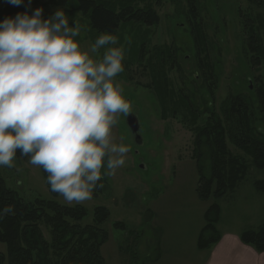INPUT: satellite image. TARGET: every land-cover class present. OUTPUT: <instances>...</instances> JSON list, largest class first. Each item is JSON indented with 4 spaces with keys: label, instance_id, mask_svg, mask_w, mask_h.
Segmentation results:
<instances>
[{
    "label": "rangeland",
    "instance_id": "374dc122",
    "mask_svg": "<svg viewBox=\"0 0 264 264\" xmlns=\"http://www.w3.org/2000/svg\"><path fill=\"white\" fill-rule=\"evenodd\" d=\"M47 1L22 0L17 7L8 0H0V10L11 7L14 14L10 17H15L17 13L31 15L41 8L43 18L47 19L62 9L71 26L74 23L80 25V35L74 39L84 50L89 49L100 35L107 33L95 31L82 11L57 7ZM191 1L198 10L196 21L202 25L207 37V52L203 55L199 54L194 41L193 22L189 15ZM153 3L160 16L158 24L148 26L134 21L123 22L116 32L110 33L118 37L125 51L124 71L116 79L132 105L131 113L139 119L142 142H137L129 128L128 115H121L113 136L116 143L123 137V142L130 147L126 163L114 175L105 176L106 182L94 190L90 200L79 204L88 211L84 224L93 223L97 206L108 208L111 216L104 227L114 236L115 242L121 239L124 246L131 245V251L136 253L139 251L137 244L145 235L143 227L151 222L152 200L162 189L174 184L180 162L193 159L195 132L192 114L186 109L183 98H188L193 111L200 115L199 125L205 124L207 117L215 113L222 117L230 130L232 125L225 120L224 111L227 110L224 104L231 96L240 94L253 112L255 126L264 127L256 94L258 87L264 84V60L260 66L252 67V53L246 45L248 34L254 32L264 49V7L255 0H162L161 3ZM166 46L173 53L167 64L162 65L156 48ZM103 51L101 49L100 56L94 58L99 59ZM203 63H208L210 68L204 71L200 65ZM209 76L211 80H208ZM155 79L165 85L167 110L163 109L162 97L155 91ZM172 88L176 93L169 92ZM173 100L179 103L177 115L173 112ZM233 130L236 131V126ZM227 143L234 155H243L229 137ZM246 159L250 164L246 177L235 190L227 193V197L236 192L238 199L235 207H230L228 219L231 215H239L237 225L249 227V216L253 210L252 203L246 199L253 195L252 192L258 194L254 182L264 179V169L256 167L250 157ZM14 163L13 168L0 167V177L25 200L55 199L64 206L78 205H69L60 195L54 198L42 169L32 166L28 157L17 152ZM119 221L127 229L113 226ZM130 231H133L132 235ZM153 241L150 245L154 243L155 247L156 240ZM0 251L7 252L5 244L0 243ZM154 255H157V250H154ZM140 258H145L142 253Z\"/></svg>",
    "mask_w": 264,
    "mask_h": 264
},
{
    "label": "clouds",
    "instance_id": "9594fccd",
    "mask_svg": "<svg viewBox=\"0 0 264 264\" xmlns=\"http://www.w3.org/2000/svg\"><path fill=\"white\" fill-rule=\"evenodd\" d=\"M80 32L62 9L47 19L37 8L0 21V167H15L19 152L69 205L90 200L130 151L113 136L119 117L132 111L116 79L124 48L105 33L84 50L74 39ZM9 214L12 206L0 211Z\"/></svg>",
    "mask_w": 264,
    "mask_h": 264
},
{
    "label": "trees",
    "instance_id": "16d2710c",
    "mask_svg": "<svg viewBox=\"0 0 264 264\" xmlns=\"http://www.w3.org/2000/svg\"><path fill=\"white\" fill-rule=\"evenodd\" d=\"M153 1L161 3L162 0H48L47 3L82 11L95 31L114 33L123 22L134 21L148 26L158 24L160 16L154 9ZM191 2L189 15L193 22L194 41L199 48V54L203 55V52H207V37L202 25L196 21L198 10L195 3ZM255 3L264 7V0H255ZM13 11L11 7L0 10V21L13 15ZM247 20L252 23L251 18ZM253 33L248 34L246 45L252 53L251 66L258 67L264 60V49L261 39ZM156 50L162 65H166L168 58L172 57L171 48L166 46ZM200 65L204 71L207 67L210 68L208 63ZM211 78L209 76L208 80ZM154 86L155 91L160 94L159 97H162L163 109L167 110L165 85L155 79ZM169 92L176 93L174 88ZM256 94L264 121V84L258 87ZM173 101V112L177 115L179 103ZM183 102L192 114L195 132L193 159L198 168L197 193L202 200L214 199L205 214L206 223L199 239V247L205 249L221 239L217 229L221 206L217 200L235 190L246 177L250 166L246 158L250 157L256 167L264 169V133L258 131L253 112L244 96L240 94L231 96L229 102L224 104L227 110L224 111L225 120L232 125L230 130L222 117L215 113L207 117L205 124L199 125L200 115L193 111L189 99L183 98ZM233 126H236V131ZM228 137L243 155H234L231 152L228 148ZM41 169L47 182L48 174ZM103 179L99 184L106 182L105 176ZM47 185L51 195L57 198L59 194L51 190L48 182ZM254 187L264 194V179L255 181ZM8 206L14 208V214L0 217V243L7 247L6 253L0 251V264H107L101 249L110 236V232L104 227L111 216L108 208L97 206L94 209L93 223L84 224L83 221L88 216L84 206H64L55 199L25 200L0 177V211ZM113 226L127 229L120 221ZM132 232H129L130 235ZM240 237L243 243L254 247L260 253L264 252V222L258 229L243 231ZM130 247L131 245H128V248ZM129 253L134 264L147 260L140 258L139 251Z\"/></svg>",
    "mask_w": 264,
    "mask_h": 264
},
{
    "label": "crops",
    "instance_id": "0c3cea01",
    "mask_svg": "<svg viewBox=\"0 0 264 264\" xmlns=\"http://www.w3.org/2000/svg\"><path fill=\"white\" fill-rule=\"evenodd\" d=\"M174 184L162 189L152 200L151 222L143 227L144 238L137 245L147 258L141 264H264V252L241 240V233L258 229L264 222V194L257 191L248 195L252 203L251 225H237L239 215H231L230 207L238 201L236 192L217 200L221 206L217 229L221 234L218 243L209 248L199 247V239L205 226V214L214 199L202 200L197 193L198 168L194 159L182 160L177 167ZM246 204V203H245ZM111 233V232H110ZM110 235L101 252L107 264H134L130 248L122 240L114 241ZM156 240V246L150 242ZM154 250L157 257L154 258ZM153 254L151 255V252ZM146 253L149 255H146ZM122 255L124 258L122 259Z\"/></svg>",
    "mask_w": 264,
    "mask_h": 264
},
{
    "label": "water",
    "instance_id": "95a60500",
    "mask_svg": "<svg viewBox=\"0 0 264 264\" xmlns=\"http://www.w3.org/2000/svg\"><path fill=\"white\" fill-rule=\"evenodd\" d=\"M127 124L131 129L132 133L135 134V138L138 143L142 142V136L139 134L140 131V122L138 117L135 114L130 113L127 116Z\"/></svg>",
    "mask_w": 264,
    "mask_h": 264
},
{
    "label": "flooded vegetation",
    "instance_id": "af4514ba",
    "mask_svg": "<svg viewBox=\"0 0 264 264\" xmlns=\"http://www.w3.org/2000/svg\"><path fill=\"white\" fill-rule=\"evenodd\" d=\"M141 143V142H140Z\"/></svg>",
    "mask_w": 264,
    "mask_h": 264
}]
</instances>
